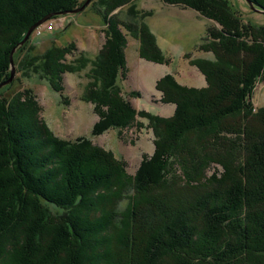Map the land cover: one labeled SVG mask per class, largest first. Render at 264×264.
I'll return each mask as SVG.
<instances>
[{"label": "trees", "instance_id": "1", "mask_svg": "<svg viewBox=\"0 0 264 264\" xmlns=\"http://www.w3.org/2000/svg\"><path fill=\"white\" fill-rule=\"evenodd\" d=\"M161 1L168 5L174 3V0ZM127 2L129 3L128 0H103L102 7L105 6L106 11L98 10L103 13L100 15L102 23L107 25L106 38L94 60L82 54L73 63V67L67 66L63 61L59 62L61 64L54 63L51 56L54 57L57 51L50 46L41 58H37L36 48L32 49L20 64L21 71L30 78L32 76L29 75V70L33 69L35 63H40L41 75L46 74L51 78L49 84L57 93L63 89L61 77L64 74L82 73L90 65L92 69L87 74L89 83L83 100L92 105L98 116V121L92 126V135L110 129H127L134 123V116L139 113L119 95L120 81L123 82L126 73L123 53L125 38L121 31L134 33V38L140 44L139 55L142 59L158 64L164 62V53L156 47L154 36L144 21H139L142 23L137 26L127 17L119 22V18L114 16L108 18L110 12ZM199 2L207 7L211 3L208 0ZM252 2L256 7L264 8V0ZM77 6L80 5L76 0H0V56L3 54L6 57L11 48L24 38L28 29L44 16ZM226 6L229 7L228 4ZM194 8L202 14L200 7ZM52 19L54 18H50ZM14 22L21 26L19 34L16 37L2 35L1 33L11 31ZM248 32L251 33L250 30ZM70 48L75 51L74 46L71 45ZM245 49L249 52L257 50L255 45H248ZM149 53H152L151 57ZM245 55L247 56L246 53ZM232 57L237 61L240 59L237 54ZM222 58L217 57L216 63L212 64L195 61L194 64L199 65L206 78L207 87L204 89H188L176 85L170 75L157 82L155 88L162 95L161 103L174 105L175 112L165 119L144 115L145 120L151 123L149 128L153 130L154 152L150 157L143 158L132 176L125 175L122 166L110 160L109 155L100 148L92 147L84 138L69 142L61 140L52 135L43 120L38 123L27 118L21 124L17 117L26 114H22L21 102L13 98L11 103L10 100L2 101V116H8L14 109L11 119L19 123L13 133H10L6 123H0L6 142L11 146H18L17 150L10 148L12 153L7 155L11 157L8 165H13V174L20 175L18 184L13 181L19 192L13 195L15 199L11 205H14V209L12 211V206H9L10 212L21 210L24 198L34 192L35 199L30 204L41 223H45L54 213L56 218L50 221L55 222L53 225L57 227L61 224L60 220L65 219L63 216H70L77 210L76 207L88 190H94L93 179L99 172L92 164L98 167L106 165L113 176V183L112 187H105L103 190L106 189L108 195H111V200L116 203L115 210L119 212L106 219L113 224L116 217V225L119 227V223L124 220L122 247L126 252L120 256L123 264H264V128L262 132L259 128L250 126L252 122H249L246 129L244 126V121L250 114V121L264 122V107L252 108V111L249 102L246 103L250 95L248 88L254 85L260 69H263L264 58L256 66L248 64L247 59L245 65L242 61L234 65L233 61L227 62L224 56ZM224 62L226 67L235 70L220 67L219 63ZM203 64L206 66L203 67ZM5 72L6 64L0 66V82L6 78ZM130 95L140 98L138 92ZM24 105L28 104L24 102ZM245 105L246 117L237 112L231 119L221 121L226 114H233L231 111L238 110V106L242 111ZM103 107L104 112L101 111ZM219 120L221 122L216 123ZM192 130L194 133L200 132L194 135V140L198 139V142H187L185 132ZM202 133H205L207 143L202 141ZM0 151H4V148ZM211 163L221 168L220 173L210 172ZM44 174H52L59 184L72 188L71 195L67 193L68 188L67 191L61 188L51 193L55 188L50 186L51 192L47 194L34 186ZM5 175L0 176L1 186L12 183V177ZM81 185L85 186L81 188ZM20 194H23V199ZM37 204L47 209L45 212L48 213L38 210ZM5 208L8 209V206ZM4 210L0 209V237H5L9 246H2L0 241V264H105L106 258H94L98 253H91V245L83 241V235L100 234L103 227L95 226L97 223H89L82 218L73 222L66 218V232L59 228L57 232L48 234L47 237L51 239L48 242L54 246L51 250L56 256L60 253L57 249L70 250L76 247L75 254L70 253L69 259L58 261L56 256L54 259L40 258L38 251L32 252L25 242L30 240L34 244L37 238L39 241L40 232L26 233L29 224L23 223V226L21 223H10L12 220L5 216ZM112 227L114 229V225ZM136 228L144 237L148 236L147 239L140 240L142 243L139 248H135L133 239ZM77 229L83 235L78 234ZM100 239L97 246L99 252L108 246L104 244V238ZM17 247L21 248L17 250ZM65 250H62L64 257L70 252ZM137 251L139 253L134 259Z\"/></svg>", "mask_w": 264, "mask_h": 264}, {"label": "rangeland", "instance_id": "2", "mask_svg": "<svg viewBox=\"0 0 264 264\" xmlns=\"http://www.w3.org/2000/svg\"><path fill=\"white\" fill-rule=\"evenodd\" d=\"M76 1L80 6L68 11L65 10L51 14L50 18L54 19L50 20L49 18L34 28L30 36L24 41L22 39V42L20 41L16 46L12 47L6 57L1 54L0 66L6 64V78L0 82V106L4 100H10L11 103L13 102L11 101L12 98L18 99L19 103L21 102L22 104V114L25 112L27 114L19 115L20 117L18 118L21 124H24L22 121H26L27 118L35 122L38 121V123L39 120H43V123L52 135L61 140L69 142L77 138H84L92 147H98L107 153L109 159L116 161L119 166H122V171L128 176L134 175L143 158L146 156L150 157L154 152L153 130L149 128L151 127V123L145 120L144 115L150 114L165 119L173 116L175 112L174 105L161 103L160 99L162 95L155 88L161 78L170 75L173 83L176 85L188 89L201 90L207 87L206 78H204L203 72L200 71L199 65L196 66L194 64L195 61H205V63L212 64L216 63L217 57L223 59L222 56H224L225 61H233L234 65L241 63V61L245 65V60L247 59L248 64L253 63L256 66L259 60L264 58V8L261 9L254 6L252 0H208L211 1L209 5L212 8L210 6L207 7L204 3H200L199 1L201 0H174V3L169 5L163 3L161 0H128L129 3L127 2L126 5L119 6L110 12L111 14L108 15V18L114 16L116 19L119 18V22V20L122 21L123 18L127 17L137 26L144 21L154 36L153 39L155 40L156 47L164 53V57L162 58L164 62L158 64L142 59L139 55L140 44L134 38V33L125 30L121 31L125 38L123 53L126 63V73L123 82L120 81L119 95L125 98L132 109L139 113L134 116V123L127 129H110L101 134L92 135V126L98 121V116L95 115L92 105L83 100L84 92L89 83L87 74L92 69L90 65H87L82 73L64 74L61 77L63 89L59 93L52 90L49 84L51 78L47 77L45 73V75H41L40 63H35L33 69L29 70V75L32 76L30 78L26 77L27 75L24 71H21L20 67L23 57L32 49L36 48V54L38 53L37 58L38 56L41 58L50 46L56 48L57 51L54 57L51 56L54 63L63 61L67 66L73 67V63H76L82 54L94 60L106 38L107 25L102 23L100 17L103 14L100 11L105 12L106 7H102L103 0H90L83 10L71 13L78 10L86 0ZM227 4L229 7L226 6ZM196 6L202 9V14L194 8ZM139 21L142 22L140 23ZM14 23L15 25L12 26L11 31L7 32V34H1L8 37H16L21 31V26L18 25V22ZM3 38L8 39L4 36ZM71 45L74 46L75 51L71 50ZM248 45H255L256 52L247 51L245 48ZM151 54L149 53V57H151ZM236 54L240 58L238 61L232 57H235ZM3 59L5 62L2 63ZM202 66L205 67L206 65L203 64ZM224 66L225 62L220 63V67L225 69L226 66ZM220 67L217 68L220 71H224ZM262 68L258 77L254 80V85L250 89L248 88L247 91L250 95L248 94L249 97L246 99V103L247 101L249 102L251 109H261L264 107V67ZM228 69L230 71L235 70ZM132 92H138L140 98L130 95ZM28 99L31 101H27ZM24 102L28 105L25 106ZM247 105L242 108V111L240 110V106H238V110L231 111L233 114H226L221 121L227 118L231 119L232 115H235L234 113L237 112L246 117ZM101 111H105L104 107L101 108ZM13 113H15L14 109L8 116H2L0 113V123H6L5 125L11 131L10 133H13L12 131H15L19 125L14 119H11ZM251 118V114L246 117L244 121L245 129L248 127L249 122H252L250 126L259 128L263 132V120L250 121L249 119ZM221 121L219 120L216 123ZM2 131L1 127L0 149L4 148V151H0V176L3 174L11 176L12 183L9 185L4 183L1 186L0 181V209L3 211L8 206V209L4 210V213L7 218H11L10 220L12 221L10 223L29 224L26 233L40 232L39 241L37 238V241L32 244V241L26 240L25 245H28L30 250L32 249V252L38 251L37 253L41 255L40 258L47 257L51 259L56 254L51 250V247L54 246H51L48 242V240L51 242V239L47 237L49 236L48 234H53L54 231L57 232L59 228L66 232L67 227L64 224V222L68 221L66 218H70L73 222H75V219L78 221L82 218L85 221L88 220L89 223H97V225L94 224L95 226L99 225L100 228L103 227L99 235L93 236L83 235L77 229L78 234L81 233L83 235V241L85 243L88 242L89 246L91 245L90 252H93V254L98 253L94 258L99 256L104 259L106 258L105 264H123V259L120 256H123V253L126 252V249L122 247L124 232L122 223H124V220L121 221L122 223H119L122 227H119L118 224L116 225V217L113 220V224L110 223L109 219H106L110 218L111 214L119 213L115 210L116 203L111 200V195H108L106 189L103 190L105 187H111L113 183V176L107 169L108 166L102 165L98 167L92 164V166L98 169L99 173L93 179L94 190L86 191L87 193L83 196L85 199L82 198L80 201V205L83 204L82 208H79L80 205H78L75 213H73L74 210L70 216H63L65 219H61V224L57 227L53 225L55 222L50 221V219L56 218L54 213L51 214L52 216L45 223H41L38 214L35 212L36 210L30 204L35 199L34 192L24 198L21 210L14 213L10 212L14 209V205H11V202L15 199L13 195L19 192V189L15 188L14 182L16 184L20 182V175L13 174V165H11L12 167L8 165L11 157L7 155L12 153L9 150L10 148L11 150H17L18 146L9 145L1 133ZM198 133L200 132L196 131L194 133V130L185 132L188 138L187 142L192 143L195 139L194 135H198ZM200 137L202 141L207 143L205 141V133H202ZM195 142H198V139L193 141V143ZM80 157L82 158L83 156ZM88 163L86 164L88 165ZM175 163L177 162L175 161ZM209 167L211 169L210 172L216 171L220 173L221 171V168L215 165V163H211ZM52 176L54 177L52 174L50 176L44 174V177L42 176L41 178L42 180L40 179L38 184H34V186L46 191L47 194L51 192L50 186L55 188L51 193L55 190H61V188L65 191L68 188L67 185L63 187L59 184L56 178ZM4 181L5 179H3ZM84 186L81 185V188ZM71 191L72 188L67 193L71 195ZM20 195L22 198L23 194ZM9 206L10 208L12 206L11 210ZM37 206L38 210L44 212L47 210L38 204ZM45 213L48 212L46 211ZM103 220H106V222ZM113 225L115 230L112 227ZM142 234L136 228L133 236L135 248L140 247L142 243V241L140 243L141 239H147L148 236L144 237ZM26 237L28 236H24V238ZM100 238H104L103 242L104 244H108V246L99 252V247L97 246H99L98 244L101 241ZM0 241L2 242V246L3 244L7 246L8 241H6L5 237H0ZM20 248L17 247V250ZM23 248L24 246H22ZM75 248L66 249L70 252L65 257L64 251H62L65 249L62 248L60 249L61 251L57 249L60 253L57 254L56 258H58V261L61 259L66 261L70 258V253H74ZM138 253V251L135 253L134 259H136Z\"/></svg>", "mask_w": 264, "mask_h": 264}, {"label": "water", "instance_id": "3", "mask_svg": "<svg viewBox=\"0 0 264 264\" xmlns=\"http://www.w3.org/2000/svg\"><path fill=\"white\" fill-rule=\"evenodd\" d=\"M89 1H90V0H86L85 3H84V4H83L78 10L72 11L71 13H76V12H78V11L83 10V9L85 8V6L89 3ZM64 14H66V13H64ZM50 16H51V15L44 16L43 18H41L40 20H38L35 24H33V25L29 28V30L26 32V34H25V36H24V38H23L22 41L26 40V39L30 36V34H31V32L34 30V28H36L37 26H39V25H40L42 22H44L45 20L49 19ZM22 41H21V42H22ZM12 52H13V50H12ZM12 52H11V53H12ZM11 64H12V63H11Z\"/></svg>", "mask_w": 264, "mask_h": 264}, {"label": "bare ground", "instance_id": "4", "mask_svg": "<svg viewBox=\"0 0 264 264\" xmlns=\"http://www.w3.org/2000/svg\"><path fill=\"white\" fill-rule=\"evenodd\" d=\"M220 64V63H219ZM216 65V64H215ZM214 65V66H215ZM212 66V65H211ZM217 66V65H216ZM214 68V67H213ZM217 69V68H216ZM14 114V113H13ZM18 118V117H17ZM110 118V117H109ZM9 122H11V121H9ZM1 141V140H0ZM32 143V142H31ZM159 151V150H158ZM89 155V154H88ZM202 161V160H201ZM3 171V170H2ZM1 172V171H0ZM63 181H65V180H63ZM115 181V180H114ZM117 181V180H116ZM194 183V182H193ZM100 185V184H99ZM64 187V186H63ZM66 187V186H65ZM112 187V186H111ZM69 189V188H68ZM7 191V190H6ZM67 195V194H66ZM184 196V195H183ZM69 197V196H68ZM67 197V198H68ZM172 199V198H171ZM87 200V199H86ZM174 202V201H173ZM176 202V201H175ZM207 202V201H206ZM87 204V203H86ZM205 205V204H204ZM169 206V205H168ZM82 207H83V205H82ZM81 207V208H82ZM90 208V207H89ZM86 209H87V207H86ZM97 210V209H96ZM172 210V209H171ZM76 212V211H75ZM79 212H81V211H79ZM94 212V211H93ZM107 212V211H106ZM74 213V212H73ZM77 214V213H76ZM173 214H174V212H173ZM20 215V214H19ZM74 215V214H73ZM35 219V218H34ZM75 220H77V219H75ZM36 223V222H35ZM180 231V230H179ZM66 236V235H65ZM204 238H205V236H204ZM65 239V238H64ZM72 239V238H71ZM262 239V238H261ZM74 242V241H73ZM75 254V253H74ZM79 254V253H78ZM77 255V254H76ZM78 259V258H77Z\"/></svg>", "mask_w": 264, "mask_h": 264}]
</instances>
